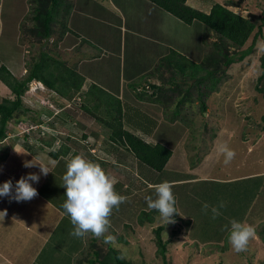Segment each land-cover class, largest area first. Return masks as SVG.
I'll use <instances>...</instances> for the list:
<instances>
[{"label":"rangeland","instance_id":"1","mask_svg":"<svg viewBox=\"0 0 264 264\" xmlns=\"http://www.w3.org/2000/svg\"><path fill=\"white\" fill-rule=\"evenodd\" d=\"M81 1V6L78 7L77 0H71L72 18L74 21L79 15L78 12L85 11L86 23L77 17L74 26L84 29L80 34L82 45L83 43L91 45L93 40L96 41L94 43L96 47L86 50V54L92 50L98 55V50L101 49L98 41L106 43L113 32L115 37L120 39L125 29L132 24L135 17L127 15L125 6L130 0H116L117 4L122 2L118 5L115 3V7L109 2L114 0ZM86 1L105 3L108 10L112 6L111 13L90 10ZM228 1H231L229 7L243 16L264 12V0H188L187 3L208 11L213 3L225 4ZM31 5V0H0V44L15 46L12 50L6 49L4 53L0 52V60L6 61L13 70L17 67L19 73L25 72L24 61L30 62L32 56L38 57L39 52L43 50L52 56L55 55L59 60L65 53L71 55L70 51L62 52L57 47L60 44L57 43L58 31L43 42L45 44L31 45L28 40L24 43L19 42L20 39L29 37L28 30L24 33L21 25L23 20L27 22L26 18L31 16ZM131 5L137 12L138 18L135 19L141 21L138 26H144V30L151 31L150 33L153 29L156 31L155 25L149 27L151 22L146 18L143 6L136 1ZM101 15L104 21L101 20ZM171 17L181 21L172 15ZM152 19L154 22L155 18ZM182 24L183 27L180 28L182 36L185 35V31L190 33V40L185 42V52L197 58L202 48L195 34L197 32L191 34L190 26L186 28L184 26L187 25L183 22ZM147 27L150 29L146 30ZM251 41L250 38L245 43V47L249 46ZM181 48L184 51L183 47ZM116 51L120 52L119 48ZM126 54L132 55L127 52ZM262 54H264V27L263 37L257 39L251 54L242 61L231 64L227 70L226 80L217 91L210 93L204 114L201 113L197 101L190 107L193 125L176 122L177 126L171 128L173 124L169 121L170 118L162 115L159 120V132L155 136L174 153L167 166L161 171L145 167L146 179L144 177L141 179V174L136 171L135 159L127 151L111 143L109 140L111 130L83 112L79 105L83 101L81 91L76 92L73 100H66L59 98L41 82L32 80L22 99L23 107L29 108L25 114L27 116L17 115L10 120L6 137L0 141V184L11 179L14 185L22 175L29 172L39 174L38 167L23 166V162L31 160L33 156L42 157L45 163L51 162L52 172L47 176L41 175L38 183L33 182L39 194L30 201L16 202L8 197H0V211L6 212L4 218L0 213V252L7 254L10 251H17L15 259L18 264H74L75 259L80 257L79 247L87 243L70 235L73 225L62 208L66 197L65 188L61 186L62 176L66 171V161L73 152H76L99 163L117 181L115 190L127 197L126 202L122 203L119 209H113L110 221L114 225L111 226L110 232L116 237L122 256L131 264H264V242L257 232L264 222V99L257 90L258 79L262 72L260 59ZM75 56L76 54L73 53V59ZM118 67L119 64L114 66L110 74L95 72L90 77L102 83V76L105 74L104 78H107V81L102 83V89H106L112 83L117 85ZM105 82L109 83L104 84ZM86 84L90 83L86 82ZM154 90L157 95L161 92L158 88ZM7 93V89L0 83V99ZM62 106L66 109L63 110ZM45 107L53 108V113L46 115L42 112L43 115L39 119L38 111ZM63 111L76 118L74 122L78 128L68 126L67 129L60 126L55 115H62ZM157 114L159 113H153L152 116L156 118ZM23 116L28 120L33 118L34 121H29L33 125L26 127ZM39 120H44L40 122L41 125H37ZM40 126L43 131H40ZM21 127L36 131L30 133L32 139L45 137L44 139L48 141L55 135L57 140H54L52 147H46L44 143L34 140L30 143L23 142L27 138L20 135L24 131ZM85 132L88 135L83 139L82 133ZM68 134L75 136L73 137L75 143L72 145L66 137ZM221 143H227L236 152L235 159L229 165H224L223 157L217 151V146ZM114 149H117L116 153L113 152ZM51 150L66 155H60L56 159L51 156ZM16 151L27 154H17ZM122 156L127 162L121 161ZM115 161L122 163L126 168L124 169L126 178L124 174L117 172L120 167L115 170L117 165ZM254 171L263 173L262 177L253 179L258 180L255 183L260 186L259 189L257 188L258 191L254 189L249 196L242 193L238 196L236 190L242 185L237 180H244L239 176L255 173ZM194 175L205 177L202 179L214 180H186ZM162 181H168L173 185L178 212L174 214L175 223L166 226L159 219L157 212L153 213V210L148 209L145 200L146 196L155 198L152 186ZM131 195L137 196L131 197ZM220 202H224L225 207L220 209V216L212 219L211 206H219ZM205 203L210 206L207 214L202 211V205ZM245 204L249 205L247 211ZM57 206H61L62 210ZM141 211L149 213L152 221L144 218L140 222L138 214ZM233 219L252 225L256 229V237L249 242L248 250L245 252H234L228 243L226 226ZM36 221L46 222L45 227L38 225ZM158 226L162 227L161 239L166 242L165 261L157 252ZM90 238L91 236L86 237L85 241ZM94 244L93 246L97 248L107 250L108 244L103 243L102 240L96 239ZM83 253L86 258L91 254L87 249H84Z\"/></svg>","mask_w":264,"mask_h":264},{"label":"trees","instance_id":"2","mask_svg":"<svg viewBox=\"0 0 264 264\" xmlns=\"http://www.w3.org/2000/svg\"><path fill=\"white\" fill-rule=\"evenodd\" d=\"M147 1L190 26L191 34L196 31L197 33L195 34L202 45L197 58L191 56L189 52H185V46H183V53L170 48L159 58L156 67L157 78L160 81L157 88L162 93L155 101L161 106L162 115H166L168 119L170 118L169 121L173 124L171 128L176 125V122L184 125L192 123L193 125L190 107L197 101L201 113L204 114L207 98L210 93L217 91L224 80H226L229 66L235 62L242 61L251 54L257 39L263 37L264 12L261 11V14L250 13L248 16H243L229 7L231 1L225 4L215 2L208 11L189 5L187 3L188 0ZM31 3L32 14L27 17L29 20L26 18L27 22L23 20L21 25L24 33L28 30L29 37L20 39V43L28 40L31 45L45 44L43 42H46L57 31L59 33L57 34V43L61 42L65 37L70 39L72 34L76 35L75 26L72 23L73 18H70L73 14V3L71 0H31ZM250 38L252 40L251 43L245 47V43ZM0 47L1 53H4L6 49L12 50L15 48L14 45L5 43L0 44ZM92 47H95V45H92ZM77 49L79 48L77 47ZM30 59V62L24 61V65L26 64L24 73H19L17 67H15L16 71L13 70L6 61L0 60V83L8 91L0 99V141L6 137V129L10 120L17 115H25L29 111V108L23 107V95L27 91L29 83L32 80H37L58 95L59 98L66 100H73L76 92L81 91L83 96V101L79 104L81 109L102 126L111 130L109 140L114 146L127 151L143 168L147 167L155 171H161L165 167L172 155V149L162 142L150 143L143 137L153 131L157 120L148 117L151 123H147L146 126V122H144L146 120L143 117L147 118V116L142 114L140 110L135 109L133 105L126 103L98 85L92 83L83 84L84 79L79 76L76 63H65L61 58L59 60L55 55L52 56L44 50L39 52L38 57L32 56ZM260 59L262 72L258 79L257 90L264 99V54H262ZM138 96H142L141 93ZM154 96V93L150 94V97ZM62 107L63 110L66 109L64 106ZM52 109L50 107L42 108L38 111L37 117L41 119L42 112L50 115L53 113ZM66 111H63L62 115L56 114L55 119L59 121L60 126L65 128L68 126L78 128L74 122L76 118ZM25 116H23L25 126L33 125L29 121H34V119L29 118L28 120ZM43 121L39 120L37 125H41L40 122ZM21 128L24 131L20 135L27 138L23 142L30 143L34 140L44 143L46 147H52L54 140H57L55 135L52 136L53 140L49 139L48 141L44 139L45 137L32 139L33 137L30 133H35L36 131L31 128H27L29 130L25 131L27 129ZM39 129L43 131L42 126ZM87 135V132L82 133V138L85 139ZM66 137L71 145L75 143L73 138L75 136L68 134ZM116 150L114 149L113 152L116 153ZM50 154L56 159L60 155H66L60 151L53 150H51ZM75 154L76 152H73V155ZM73 155L71 154L69 158ZM262 176L256 175L243 178L244 180H237L242 185L240 189L236 190L238 196L241 193L249 196L254 189L257 192L260 186L255 184L258 180L253 179ZM132 195L131 197L137 196ZM252 197L253 199L255 198L254 194ZM245 206L247 211L249 205L245 204ZM57 208L61 209V206H57ZM152 212L156 211L153 210ZM138 218L140 222L144 218L150 222L152 221L149 213H144L143 211L138 214ZM36 223L44 226L46 222L36 221ZM112 225L114 224L111 223ZM260 226L257 232L264 242V222ZM38 230L40 231L41 229L39 228ZM161 230V226L156 229L157 252L162 260L165 261L166 242L161 239ZM85 240L86 238H83V242L87 244L79 247V250H81L80 257L77 260L75 259L74 264H131L122 256V252L118 248L107 245V250L104 251L93 246L95 245V238L91 237L90 240ZM84 249H87L88 253L91 252L87 256L88 258L83 256Z\"/></svg>","mask_w":264,"mask_h":264},{"label":"crops","instance_id":"3","mask_svg":"<svg viewBox=\"0 0 264 264\" xmlns=\"http://www.w3.org/2000/svg\"><path fill=\"white\" fill-rule=\"evenodd\" d=\"M135 1L138 4L143 6L144 14L146 18H148L151 22L149 27L152 28V26L155 25L154 28L156 29V31H154L153 29V32L150 33L151 31L148 32L144 30V26L143 27L142 25L141 27L138 26V23L141 24V21L135 19V18H138V16L136 15L137 12L134 10L135 7L131 5V3H134ZM109 2H111V4L114 7L117 4L116 0H114L113 2L112 1H109ZM81 3H82L81 0H77L78 7L81 6ZM86 5L90 10H96V12L101 11V12L111 13V9H112V6H111L110 9L108 10L106 8L105 3L103 4L99 2L95 3L92 1H88V2L86 1ZM125 6H126L127 15L130 17H135L133 18L132 24L128 26V28L126 29L124 28L125 32L120 37V39H117L113 32L112 36L110 37L109 40H107L106 43H100L98 41V43L101 44L100 46L101 49L98 50L99 51L98 55H95L92 50L91 52L86 54V50L94 48L92 47V45H95L94 43L96 41L93 40L94 42L92 43V45L85 44V43H83L82 45L80 34L84 31V29L79 26L78 28L76 27L74 28L75 34L77 36L72 34L70 36V39L67 37L63 38L60 44L58 45V48H60L61 49L60 51L62 52L70 51L71 55H69L68 53H65V55H63L61 59L62 61H66L68 63L71 62V64L73 63L77 64L76 69L78 71L79 76L84 79L83 84L85 85H86V82H88V83H92V84L98 85L99 87L103 88L102 83L104 81H107V78H104L105 74H110L111 69L117 64H119V67H118L119 78L117 80V85L112 83L110 86L106 87L105 90H107L114 96L121 98L126 103L133 105L135 108L140 110L142 114L147 116V118L143 117V119L146 120L144 121L146 122V126H147V123L148 124L151 123L150 122L151 120L148 117H151L157 120L156 126L153 129V131L149 133L147 136H145L144 134H143L144 136L142 135L148 142L156 143V142H160L159 140L156 139L155 135H157L156 133L159 132L158 131L159 126H160L159 120H161V117H162L161 106L158 105L157 101H155L161 93L159 92L157 95V92L154 90V89H157V86H159L160 84V81L157 78L156 67L158 65L159 58L162 55H164V53H166L170 48H173L174 50L176 49L180 53H183V50L181 47H183L186 41L190 40L189 39L190 33L185 31V35L182 36V29H180L183 27L182 22L177 21L176 19L172 18L171 15L167 14L166 11L158 8L157 6L148 2L147 0H130V2L125 4ZM76 8H75V12H77ZM117 10L118 8H116V11ZM84 12L85 11L78 12L79 15L76 16L83 22H85ZM118 13L119 15H121L120 11ZM159 15L161 17H159ZM102 16L103 15H101L100 18L101 20L104 21V19H102ZM72 17H73V14L70 16V18ZM152 17L155 18L154 22H152L153 20ZM75 19L74 21L72 19L73 25L75 23ZM121 25H123L122 22H121ZM149 27H147L146 30L150 29ZM184 27L189 28L188 25ZM183 37H184V40H183ZM182 42H184V44ZM77 47L79 49H77ZM117 48H119L120 50V52L118 53L116 51ZM134 51L136 53H134ZM126 52L132 55H128L126 54ZM73 53L76 54L74 59L72 57ZM128 56H132V57H128ZM70 59L72 61H70ZM95 72H97L96 74L105 73L102 76L103 77L102 83H99L94 78L90 77V75L92 73L95 74ZM99 78L101 77L99 76ZM106 83H109V82H105L104 84ZM166 86H169V85H166ZM146 88L148 90H146ZM139 93H141L142 96H138ZM151 93H154L155 96L150 97ZM157 107H159L160 109H158ZM153 113H159L156 115L157 119L152 116ZM173 153L174 152L172 150L171 157L173 156ZM171 157L169 158L165 166H167ZM121 161L123 163L127 162L125 161V158L123 156H122ZM114 163L117 164L115 167V170H117L116 168L120 167V169L117 172L122 175L124 174L126 178V174L124 173V169L126 168L123 166V164L118 163L116 161ZM134 163H135L134 166L136 167V171L138 170V172L141 174L140 178L142 179V177H144L146 179L147 168L145 167L143 168L139 163L136 162V160L134 161ZM191 171H193V169H191ZM256 175H263V173H260L259 171L255 173L251 172L246 175L239 176V177L246 178V177H252ZM202 178H205V177L194 175V177H191L190 179H186V180H195V179L196 180L197 179L214 180L211 178H208V179L207 178L202 179ZM16 253L17 251H10L7 254L0 252V264H18V262L15 259Z\"/></svg>","mask_w":264,"mask_h":264},{"label":"clouds","instance_id":"4","mask_svg":"<svg viewBox=\"0 0 264 264\" xmlns=\"http://www.w3.org/2000/svg\"><path fill=\"white\" fill-rule=\"evenodd\" d=\"M217 151L223 157L224 165H229L236 157V152L227 143L217 146ZM17 152V151H16ZM17 154H27L17 152ZM51 162L45 163L42 157H34L25 160V168H39V174L29 172L22 175L15 184L11 179L0 184V197H8L16 202L30 201L38 196V190L33 182L38 183L41 175L47 176L51 171ZM116 180L99 163L89 160L82 154H75L66 161V171L62 176L61 186L65 188L66 199L62 204L65 214L70 218L73 230L70 235L83 239L91 236L102 240L103 243L118 248L116 237L111 234L110 217L113 209H119L125 203L127 197L115 190ZM155 198L146 196L145 200L149 210L159 214V219L164 226L175 223L174 214L176 199L173 193V185L168 181H162L152 186ZM224 202L219 206H211L212 219L221 215L220 209L224 208ZM210 206L205 203L202 211L207 214ZM3 218L6 212L0 211ZM227 239L232 250L236 253L248 250L249 242L256 237L254 226L231 220L226 226Z\"/></svg>","mask_w":264,"mask_h":264}]
</instances>
